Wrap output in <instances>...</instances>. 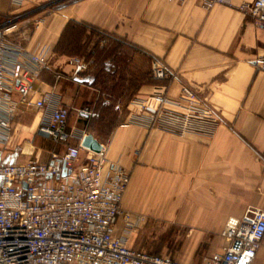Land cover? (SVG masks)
<instances>
[{
  "label": "crops",
  "instance_id": "0c3cea01",
  "mask_svg": "<svg viewBox=\"0 0 264 264\" xmlns=\"http://www.w3.org/2000/svg\"><path fill=\"white\" fill-rule=\"evenodd\" d=\"M46 1L50 0H24L17 8L12 0H0V20ZM251 2L226 0L208 9L201 0H81L45 16L34 13L22 22L20 33L29 50L48 45L51 63L62 73L58 79L54 72L43 71L34 85L36 97L39 92L59 95L70 109V117L75 112L80 120L71 130L93 134L106 145L109 160L130 171L131 180L136 149L154 134L155 161L169 168L178 188L172 189L171 198L163 199L165 206L173 210L177 224L209 234V239L218 235L223 239L221 231L229 217H241L248 209L264 210V72L254 63L264 52V30L242 9ZM69 21L87 23L108 36L101 38L88 30L82 37L81 52H58L55 47ZM73 56L89 61L81 78L91 76L92 82L73 77L69 64ZM153 58L161 59L174 73L168 81H160L167 84L169 95L178 97L182 86L188 85L216 113L219 120L212 133L181 135L150 127L140 111L129 112L133 99L125 102V125L115 127L111 135L90 130L91 117L83 109L92 112L99 104H114L113 99L103 100L106 92L101 79L135 81L129 97L144 98L157 84L148 83L141 64ZM106 65H113V70ZM39 119L40 114L33 117L28 112L20 118L35 131ZM31 137L36 140L34 131ZM78 143L73 138L69 145ZM54 148L63 154L67 145ZM124 205L130 206L127 198ZM221 251L216 248L204 259ZM257 262L264 264V241L254 264Z\"/></svg>",
  "mask_w": 264,
  "mask_h": 264
},
{
  "label": "built area",
  "instance_id": "2783aa9c",
  "mask_svg": "<svg viewBox=\"0 0 264 264\" xmlns=\"http://www.w3.org/2000/svg\"><path fill=\"white\" fill-rule=\"evenodd\" d=\"M59 1L0 20V264H188L130 245V237L145 221L122 204L130 171L109 160L105 144L100 152L82 146L88 132L68 130L70 109L59 95L39 92L36 97L34 85L43 71L54 72L58 79L62 73L51 63L48 45L32 51L23 44L22 22ZM225 1L201 0L208 9ZM12 4L20 8L24 0ZM242 9L264 30V0H253ZM254 63L264 72V52ZM69 64L73 77H81L90 66L82 56L71 57ZM151 67L157 81H168L174 74L159 58L152 59ZM132 103L150 127L181 135L210 134L219 120L188 85L173 97L167 84L160 83ZM31 110L40 114L37 133L67 145L63 154L52 152L50 161L8 152L15 120ZM83 113L92 114L89 108ZM73 138L79 139L77 145H69ZM84 152L87 161L82 163ZM221 236L222 251L202 264H254L264 241V210L229 217Z\"/></svg>",
  "mask_w": 264,
  "mask_h": 264
},
{
  "label": "rangeland",
  "instance_id": "374dc122",
  "mask_svg": "<svg viewBox=\"0 0 264 264\" xmlns=\"http://www.w3.org/2000/svg\"><path fill=\"white\" fill-rule=\"evenodd\" d=\"M68 1L71 0H60L53 6L39 12L42 14L41 16H45ZM88 36L90 38L91 34ZM151 62L152 59H147L144 65L141 64V72L143 69L146 71L147 80L152 78ZM106 67L113 70V65H106ZM100 84L103 92H106V97H103V100L106 98L108 100L113 99L114 104L107 105V107L99 104L94 107L92 114L89 116L91 117L89 126L90 130H94L98 134L111 135L116 129L115 127L126 124V112L128 110L125 102L129 99L138 100L136 97H129L134 92V86L137 83L135 81L128 83V81L121 79L117 82H109L106 78H103ZM113 96L115 97L113 98ZM116 103H121V106L116 107ZM131 110L129 112H137L136 114H138L139 107L133 103ZM28 113L33 117L38 114L37 110H31ZM77 117V114L72 112L68 130H71L74 125L79 126L80 120ZM14 126L15 131L8 152L17 151L23 159L32 156L40 161L51 160L52 151L57 145L54 140H49L44 135L41 136L35 129L26 126L20 118L15 120ZM33 131L35 137L38 135L35 141L31 137ZM153 136L154 134L150 139H147V142L142 143L136 149L132 180L122 202L125 209L134 214H142L145 217V221L130 237V245L149 253L170 255L184 263L201 264L205 255L212 253L216 248L222 249L225 241L220 235L217 239H209L211 237L209 234L195 233L187 226L176 223L173 218V210L165 206L163 199L171 198L172 189L178 188L176 184L172 183L169 168L161 166L160 162L156 163L155 161ZM56 150L60 151V147ZM21 153H24V155ZM86 161V153L84 152L80 162L84 163ZM125 198L130 202L129 207L124 205ZM256 264H261V262Z\"/></svg>",
  "mask_w": 264,
  "mask_h": 264
},
{
  "label": "trees",
  "instance_id": "16d2710c",
  "mask_svg": "<svg viewBox=\"0 0 264 264\" xmlns=\"http://www.w3.org/2000/svg\"><path fill=\"white\" fill-rule=\"evenodd\" d=\"M88 30L91 31V34L100 35L101 38H106L108 36L106 32L99 30L98 28L87 23L69 21L55 47V50L61 53L69 54L81 52L82 37L86 35ZM147 81L148 83L155 81L156 84H160V81L157 82V80L153 79V77Z\"/></svg>",
  "mask_w": 264,
  "mask_h": 264
},
{
  "label": "water",
  "instance_id": "95a60500",
  "mask_svg": "<svg viewBox=\"0 0 264 264\" xmlns=\"http://www.w3.org/2000/svg\"><path fill=\"white\" fill-rule=\"evenodd\" d=\"M79 1H81V0L68 1V2L58 6L56 9L57 10L63 9L65 7L72 5V4L79 2ZM77 80L80 82H92L93 77H91V76H87L84 78L77 77ZM82 146L89 149V150H92L94 152H100L103 148V144L93 134H88L87 136H85V138L82 142ZM63 175H66V173H63Z\"/></svg>",
  "mask_w": 264,
  "mask_h": 264
}]
</instances>
